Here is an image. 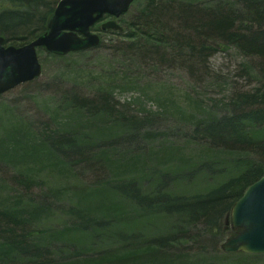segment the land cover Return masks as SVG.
Instances as JSON below:
<instances>
[{"label":"rangeland","instance_id":"obj_1","mask_svg":"<svg viewBox=\"0 0 264 264\" xmlns=\"http://www.w3.org/2000/svg\"><path fill=\"white\" fill-rule=\"evenodd\" d=\"M175 1L193 2L203 20L228 12V32L264 29V19L240 0ZM148 2L135 0L124 19ZM168 13L169 27L197 46L202 39L214 45L206 66L129 59L114 48L123 37L96 26L101 46L60 58L39 48L41 76L0 95V213L12 223L0 220V264H32L35 257L7 238L27 232L33 234L26 241L47 248L41 264H264V254L224 253L226 237L215 238L201 222L182 226L160 201L149 208L131 193L136 186L158 200L191 199L238 176L245 161L260 159L217 147L194 127L197 119L231 113L247 93L264 89L262 57L220 31L198 28L204 34L198 36L196 23L179 28L181 19ZM252 128L264 141V126ZM74 186L86 192L74 195ZM123 186L128 192L118 190ZM103 223L102 236L96 233ZM166 239L173 242L156 250ZM128 253L139 254L124 259Z\"/></svg>","mask_w":264,"mask_h":264},{"label":"trees","instance_id":"obj_2","mask_svg":"<svg viewBox=\"0 0 264 264\" xmlns=\"http://www.w3.org/2000/svg\"><path fill=\"white\" fill-rule=\"evenodd\" d=\"M58 1L56 0L54 3L47 0H0V35L6 38V42L17 46L29 43L47 30L48 21L54 13L55 4ZM240 1L245 9L249 11L253 9L255 11L254 15L260 21L262 18L264 19V0ZM181 2L174 6V3H177L175 0H150L141 13L131 16L129 20H125V15H123L120 18L123 30L114 32L123 37V40L114 47L116 53L121 52L129 59H143L152 66L162 64L164 61L169 64L189 62L195 64V66L202 63L206 66L209 51L214 49V45L208 47L209 45H206L205 40L202 39V43L197 46L194 43L195 39L192 37L187 38L179 31L181 29L169 27L166 22L167 16H164L168 11V14L176 15L181 19V24H178L179 28L180 26L185 27V25L192 26L193 23H196L193 25L194 31H197L196 34L199 33L198 28L204 27L214 32L220 31L218 33L226 34L229 37L228 39L239 40L242 44L238 43V45L246 53L258 54L264 61V29L251 33L246 31L243 34L228 32V26L230 25L228 12L208 13L206 16H209V20L207 18L203 20L204 18L198 16L199 10L197 11L196 6H193V2ZM175 8H177V11H174ZM223 13L227 15L224 16ZM201 35L204 34H198V36ZM236 41L229 42L237 43ZM102 44L103 40L99 46ZM262 66L264 68V62ZM262 70L264 73V69ZM240 101L231 113L222 116L215 114L212 117L197 119L194 131L201 134V137L210 136L217 147L224 146L229 149L230 146V149L237 153L260 154L259 161H245L243 163L244 169L238 176L229 179L205 195H197L191 199L168 198L158 200L159 197L152 198L143 195L136 186H133V189L123 186L119 187L118 190L125 192L127 191L126 188L130 189L135 199L149 208L155 205V202L160 201L161 208L165 209L170 217L180 220L182 226H191L201 222L207 233L215 236V238L218 235L221 237L230 236L232 230L226 221L230 217L234 203L243 195L249 185L264 175V141L254 138L252 128V126H264V89L256 87L251 93H247L242 97ZM106 102H108V98L102 95L99 100L100 107L105 105ZM106 107L107 105H105ZM130 138L134 139V134ZM74 188L78 189L77 186H74ZM73 192L74 195L80 196L86 192V188L73 190ZM8 210H12L11 213L15 214L18 209L13 210L9 207ZM6 216L7 213H0V220L2 222L5 220L8 223L10 219ZM86 222L83 221L82 225L86 226ZM10 224L8 223L7 227H11ZM100 227L104 231L102 230V232L96 234L103 236L106 234V224L103 223ZM28 234H33V232L16 234V236L12 235L7 238L12 246L20 249L22 253L35 257L30 259L29 263L41 264L43 259L48 258L47 248L30 244V241H26ZM184 239V237L180 238V240ZM168 242H173V240L166 239L164 243L158 244L155 249H165ZM136 254L139 253H128L124 259L134 258Z\"/></svg>","mask_w":264,"mask_h":264},{"label":"water","instance_id":"obj_3","mask_svg":"<svg viewBox=\"0 0 264 264\" xmlns=\"http://www.w3.org/2000/svg\"><path fill=\"white\" fill-rule=\"evenodd\" d=\"M134 0H59L48 22V31L22 45H5L0 36V95L42 74L38 48L67 55L96 47L101 42L92 27L107 14L100 29L122 30L116 18L126 13ZM231 226L235 233L222 244L226 253H264V175L248 186L234 203Z\"/></svg>","mask_w":264,"mask_h":264},{"label":"bare ground","instance_id":"obj_4","mask_svg":"<svg viewBox=\"0 0 264 264\" xmlns=\"http://www.w3.org/2000/svg\"><path fill=\"white\" fill-rule=\"evenodd\" d=\"M52 15H53V14H52ZM51 17H52V16H51ZM51 17H50V18H51ZM47 31H48V29H47L44 33H46ZM44 33L40 34L39 36L43 35ZM0 36H2V35H0ZM39 36H37L36 38H38ZM4 38H5V37H4ZM36 38H35V39H36ZM33 40H34V39H33ZM30 42H31V41H30ZM26 44H27V43H26ZM5 45H6V38H5ZM24 45H25V44H24ZM6 46H8V45H6ZM14 46H16V45H14ZM21 46H22V45H21ZM39 48H43V47H39ZM39 48H38V49H39ZM43 49H45V48H43ZM45 50H46V49H45ZM46 51H47V50H46ZM85 51H87V50H85Z\"/></svg>","mask_w":264,"mask_h":264}]
</instances>
